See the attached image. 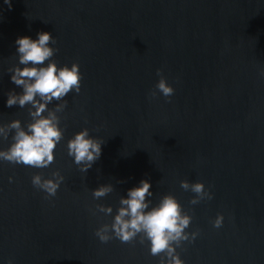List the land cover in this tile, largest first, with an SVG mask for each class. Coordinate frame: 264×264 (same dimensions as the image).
<instances>
[{
    "label": "water",
    "instance_id": "obj_1",
    "mask_svg": "<svg viewBox=\"0 0 264 264\" xmlns=\"http://www.w3.org/2000/svg\"><path fill=\"white\" fill-rule=\"evenodd\" d=\"M39 31L55 37L59 65H80L81 91L58 113L64 138L49 167L0 162V264H159L139 237L94 234L111 222L95 206L115 212L141 179L153 204L172 194L192 216L186 231L198 235L176 249L185 264H264V0H0V124L31 119L27 106L5 107L20 91L7 69L15 40ZM157 69L171 98L155 88ZM85 127L105 143L82 173L66 144ZM57 170L65 179L46 198L32 176ZM181 180L213 198L191 204ZM107 183L113 191L94 199Z\"/></svg>",
    "mask_w": 264,
    "mask_h": 264
},
{
    "label": "clouds",
    "instance_id": "obj_2",
    "mask_svg": "<svg viewBox=\"0 0 264 264\" xmlns=\"http://www.w3.org/2000/svg\"><path fill=\"white\" fill-rule=\"evenodd\" d=\"M11 7V0H4ZM56 39L51 32L39 31L36 37L20 36L15 40L17 63L7 69L10 81L20 91L12 89L6 93L5 107L27 106L31 117L27 123L13 119L0 124V140L11 142L6 149H0V162L22 164L34 168H47L55 159V149L64 138V128L61 127V113L66 105V97L70 93L81 91L82 73L80 65L73 62L59 65L53 59L58 48L53 47ZM160 77L155 88L165 98H171L175 89L157 69ZM155 96L156 92H152ZM55 101L54 106L49 107ZM11 133V136H10ZM104 139L90 134L88 128H83L67 140L68 156L82 173H87L93 164L101 157ZM65 177L57 170L50 177L39 173L32 176L31 183L42 190L46 198L56 195ZM12 177H9V182ZM180 186L196 195L190 200L195 205L203 199L211 200L213 193L206 189L201 181L190 183L181 180ZM149 179H141L139 183L127 190L121 196L119 206L113 210L111 205L97 204L96 211L111 217L110 223L102 224L95 230V236L101 243L118 239L128 243L137 237L144 244L147 241L151 255H159V264H185L176 251L182 242L195 240L198 232H188L192 216L186 211L172 194L161 196L153 204L154 196ZM111 183L101 184L92 189L94 199L105 197L113 191ZM224 216L218 213L212 221L215 228L223 225ZM7 264H14L12 259Z\"/></svg>",
    "mask_w": 264,
    "mask_h": 264
}]
</instances>
